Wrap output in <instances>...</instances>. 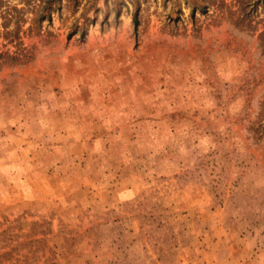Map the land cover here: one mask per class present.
<instances>
[{"label": "rangeland", "instance_id": "rangeland-1", "mask_svg": "<svg viewBox=\"0 0 264 264\" xmlns=\"http://www.w3.org/2000/svg\"><path fill=\"white\" fill-rule=\"evenodd\" d=\"M0 264H264V0H0Z\"/></svg>", "mask_w": 264, "mask_h": 264}]
</instances>
